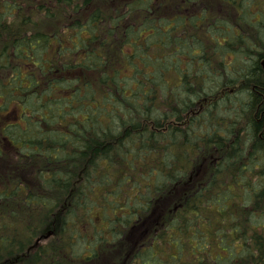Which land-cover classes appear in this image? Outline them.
I'll return each mask as SVG.
<instances>
[{
  "label": "trees",
  "instance_id": "trees-1",
  "mask_svg": "<svg viewBox=\"0 0 264 264\" xmlns=\"http://www.w3.org/2000/svg\"><path fill=\"white\" fill-rule=\"evenodd\" d=\"M27 1L0 0V161L25 166L0 264H264V0Z\"/></svg>",
  "mask_w": 264,
  "mask_h": 264
},
{
  "label": "rangeland",
  "instance_id": "rangeland-1",
  "mask_svg": "<svg viewBox=\"0 0 264 264\" xmlns=\"http://www.w3.org/2000/svg\"><path fill=\"white\" fill-rule=\"evenodd\" d=\"M127 0H97L96 3H99L100 5L103 4V6L106 8L107 11H109L110 9H112L114 6H121L123 5V3H125ZM164 3L166 1V3H170V0H163ZM163 1H160L159 3H157L158 8L161 7L163 5ZM26 3H50L48 1L45 0H28ZM52 3V2H51ZM177 3H181V2H177ZM48 6H51V4H49ZM94 5H92L93 7ZM208 8V12L211 14H219V15H227V16H234L235 14V10L232 9V7L225 5L223 3H219L217 1L214 0H209V4H206ZM91 8V7H89ZM173 10V9H171ZM177 10V9H176ZM69 10L66 9H62L60 8V11L57 12L56 8H55V13L56 15L52 18L47 19L44 14L42 13V11H38L37 7L32 4L31 5V12L35 18H38L40 20H38L39 22H41L42 24H45L46 26L49 27V29L51 30H56L57 28L61 27V21L63 20V18L65 16L69 15ZM61 31H63L64 29H60ZM119 37L116 33L115 35V43L118 40L119 41ZM119 46V42L116 44V50ZM14 151V150H13ZM1 161H0V168L3 167V169L0 170L1 173L4 174H8L9 172H13L15 174H19L21 176L22 172L25 170V166L22 165H15L16 164V160H18V157L16 156V154H13L12 149L8 148L5 153L2 155L1 157ZM7 160V161H6ZM6 161L8 164L6 165L5 162ZM4 162V163H2ZM14 170L11 171L9 168L14 166ZM0 188H3L2 183H0ZM98 226H102V221H100L98 224Z\"/></svg>",
  "mask_w": 264,
  "mask_h": 264
}]
</instances>
